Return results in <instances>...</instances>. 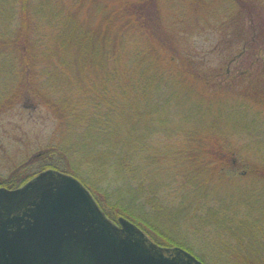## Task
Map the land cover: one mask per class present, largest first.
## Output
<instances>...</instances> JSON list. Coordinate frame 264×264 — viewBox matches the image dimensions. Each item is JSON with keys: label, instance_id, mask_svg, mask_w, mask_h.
Instances as JSON below:
<instances>
[{"label": "trees", "instance_id": "1", "mask_svg": "<svg viewBox=\"0 0 264 264\" xmlns=\"http://www.w3.org/2000/svg\"><path fill=\"white\" fill-rule=\"evenodd\" d=\"M229 1L238 9L243 0ZM20 3V25L16 31L8 30V38L2 46L8 45V59L19 70L16 71L19 77L14 87L19 89L18 92L32 89L58 120L53 138L62 153L58 157L59 165L50 164L42 171L52 169L75 177L111 220L123 217L144 232L149 231L151 237L156 235L168 246L181 247L203 264H210L186 243L170 238V234L150 217V212L153 213L150 210L160 206L155 204V193L142 170H149L156 163L155 145L151 138L155 139L158 132H135L131 125L123 133L124 138L115 139L114 128L119 127L120 121L138 124L140 117L148 114L145 109L166 105L169 98L170 115L183 114L175 101L177 93L188 87L193 93L189 97L190 108L196 109V114L205 119L200 127L187 121L186 128L179 129L173 138L170 136V155L181 166L186 163L195 166L196 169L192 170L194 181L205 171L206 175L222 179L226 176L251 179L264 185V151H242V148L263 146L261 125L256 119L245 121L244 115L241 119L234 114L223 123L214 117L206 118L207 111L200 101L206 95L210 96L205 90L206 84L194 69L191 59L189 61L176 48L166 33L162 0H74L69 11L64 6L61 10V7L54 6V9L41 4L33 8L32 13L37 16L43 14L48 19L45 29L47 27L50 33L42 45L39 41L30 43L28 30L40 31L44 26L38 28L31 24L28 0ZM53 20L55 22L52 23ZM37 49L39 58L34 55ZM38 80L40 87L36 83ZM56 82L57 89L54 87ZM168 88L170 96L164 91ZM117 92L122 95L121 103L109 100L118 96ZM15 99L16 95L8 98V103ZM247 99L243 97V100L236 101L234 109H237L230 108L229 111L247 113ZM241 120L236 130L234 124ZM250 126L246 139L236 136L242 135V131ZM71 127L74 134L83 131L90 138L97 136L99 139L96 145L100 155L96 168L86 162L98 170L94 175V180H99L97 185L81 175L78 177L73 168L70 169L72 171L62 169L64 157L66 161L70 157V149L58 142L57 137ZM240 144L245 146L238 149ZM188 177L192 176L182 174V188L190 182ZM5 186L10 189L17 187L12 181ZM96 188L103 194L105 205L95 196ZM124 190L127 194L123 196ZM144 190L147 198L142 193ZM142 197L146 199L141 202V210H131L125 203L126 199L139 201ZM202 201L198 203L205 204L208 211L216 209L219 215L216 227L212 224L205 226L209 230L214 228V243L210 249L220 258L218 264H264V249L259 252L264 244V228L258 219L247 213V200L240 199L230 208L217 207L209 200ZM146 206L153 208L146 211ZM113 211L116 215L111 213Z\"/></svg>", "mask_w": 264, "mask_h": 264}, {"label": "rangeland", "instance_id": "2", "mask_svg": "<svg viewBox=\"0 0 264 264\" xmlns=\"http://www.w3.org/2000/svg\"><path fill=\"white\" fill-rule=\"evenodd\" d=\"M20 2L21 0H0V48L3 47L0 49L1 187H6L9 181L18 187L21 182L38 175L45 166L59 165L58 157L62 155L53 138L58 128L56 116L32 89L18 92L19 89L14 87L19 77L16 71L19 70L8 59V45L2 46V42L8 38V30L16 31L20 25ZM28 3L31 14L32 9L41 4L52 8L61 7V10L64 6L69 11L74 0H28ZM236 8L229 0H162L163 24L170 40L189 61L191 59L194 69L204 79L205 90L210 95L200 100L207 111L205 117H214L223 123L234 114L242 117L241 119L244 115L245 121L256 119L264 130V0H243L239 8ZM30 21L38 28L44 26L40 31L28 30L30 43L39 41L41 45L44 44L47 33H50L47 27L45 29L47 17L32 13ZM21 42H24V37ZM37 54H40L38 49L34 55L39 58ZM37 68L38 66L35 70ZM39 81L36 82L37 85ZM54 87L57 89L58 82ZM164 91L170 96L169 88ZM14 95L17 99L8 103V98ZM117 95L109 100L114 103L123 102L120 98L122 95L118 92ZM190 96L193 93L191 94L188 87L177 93L178 99L175 102L183 114L170 115L169 98L166 105L145 109L148 114L142 115L138 124H132L131 121L124 124L120 121L119 127L114 128V138H124L123 133L131 125L135 132H158L155 139L151 138L155 145L156 163L149 170H142V174H146L148 185L155 193L153 200L160 207L150 210L153 207L146 206L145 209L153 211L150 212V217L156 221L157 226L170 234V238L186 243V246L199 252L210 264H218L220 258L210 249V245L214 243V228L209 230L205 226L212 224L216 227L219 215L216 209L208 211L205 204L198 202H203L202 199L209 200L217 207L230 208L231 204L237 205L240 199H246L247 213L258 219L264 228V185L251 179L240 180L228 176L222 179L216 175H206L205 171L194 181L195 174L192 175V170L196 169L195 166L187 163L181 166L170 155V136L173 138L179 129L186 128L187 121L197 127L203 125L204 116H198L196 109L190 108ZM243 97L248 98V112L243 114V111H229L230 108L237 109H234L236 101L243 100ZM197 119L201 120L200 123ZM241 122L242 120L234 124L236 130ZM72 128L62 131V135L57 137L58 142L70 149V157L67 161L64 157L62 169L72 171L70 169L73 168L78 177L81 175L88 182L97 185L99 180H94V175L98 173L95 168L100 155V149L96 145L99 139L97 136L90 138L83 131L74 134ZM251 128L252 126L243 130L242 135L236 136L246 139L245 135L250 133ZM244 146L245 144H240L238 149ZM247 149L263 152L264 144L261 147L242 148V151ZM160 154L162 155L158 157ZM86 162L92 163L95 168ZM184 169L185 172L182 173ZM182 174L192 176L188 177L190 182L185 188L180 184ZM97 190L96 188L95 196L105 205L103 194ZM146 192L144 190L142 193L147 198ZM125 194L126 190L123 196ZM145 197L139 201L126 199L125 203L131 210L138 211L142 209L141 202L145 201ZM199 208L203 210L199 211ZM111 213L116 215L114 211ZM148 232L143 231L151 242L158 241V244L169 245L156 235L151 237ZM262 249L264 244L259 252Z\"/></svg>", "mask_w": 264, "mask_h": 264}, {"label": "water", "instance_id": "3", "mask_svg": "<svg viewBox=\"0 0 264 264\" xmlns=\"http://www.w3.org/2000/svg\"><path fill=\"white\" fill-rule=\"evenodd\" d=\"M0 264L176 263L128 220L108 219L78 179L46 170L22 187L0 188Z\"/></svg>", "mask_w": 264, "mask_h": 264}, {"label": "flooded vegetation", "instance_id": "4", "mask_svg": "<svg viewBox=\"0 0 264 264\" xmlns=\"http://www.w3.org/2000/svg\"><path fill=\"white\" fill-rule=\"evenodd\" d=\"M153 244H154L156 247L162 249V252H163L164 256L170 258V261H171L172 259H174V262H175L176 264H186V258H184L182 254H179V256L176 257L175 254L173 253L172 250H173L175 247H173V246H168V245H161V244L154 243V242H153ZM165 251H168V253H164Z\"/></svg>", "mask_w": 264, "mask_h": 264}]
</instances>
